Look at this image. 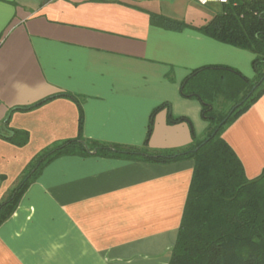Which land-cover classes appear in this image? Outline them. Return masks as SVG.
<instances>
[{"label":"crops","instance_id":"crops-1","mask_svg":"<svg viewBox=\"0 0 264 264\" xmlns=\"http://www.w3.org/2000/svg\"><path fill=\"white\" fill-rule=\"evenodd\" d=\"M0 0V133H29L19 146L0 136V200L42 149L79 133L152 149L187 146L208 127L198 98L181 85L204 66L251 78L255 54L195 27L218 0ZM150 13L195 27L167 29ZM10 116L8 125L4 123ZM14 135V131H13ZM12 137V136H9ZM248 178L264 169V94L223 133ZM191 158L154 162L64 154L51 160L0 225V264H169L194 169Z\"/></svg>","mask_w":264,"mask_h":264},{"label":"trees","instance_id":"trees-1","mask_svg":"<svg viewBox=\"0 0 264 264\" xmlns=\"http://www.w3.org/2000/svg\"><path fill=\"white\" fill-rule=\"evenodd\" d=\"M46 1V0H45ZM43 1V2H45ZM155 25L183 30L195 27L185 21L150 13ZM202 33L255 54L254 78H248L229 66H204L194 69L183 81L181 93L198 98L203 117L209 121L207 133L198 137L191 120L185 116L169 118L170 122L186 121L192 131L189 145L172 149H152L148 145L155 113L151 116L143 146L105 143L83 135L84 116L77 96L68 92L45 97L14 110H31L56 97H67L78 103L79 133L76 137L56 142L39 151L25 166L8 195L0 200V225L16 210L19 202L42 169L64 154L124 157L154 162H172L191 158L194 169L181 224L169 264H264V169L248 178L244 165L233 147L223 137L226 129L264 94V0H229L205 25L195 27ZM219 94L233 95L230 108L217 113L213 99ZM232 98V97H231ZM10 116L4 123L8 125ZM6 140L19 146L29 140V133L13 129ZM5 176L0 174V181Z\"/></svg>","mask_w":264,"mask_h":264},{"label":"rangeland","instance_id":"rangeland-1","mask_svg":"<svg viewBox=\"0 0 264 264\" xmlns=\"http://www.w3.org/2000/svg\"><path fill=\"white\" fill-rule=\"evenodd\" d=\"M254 76H255V74L251 78H254ZM234 100L235 99L233 98V95L219 94L218 97L213 99L217 113L219 114V113H222V112L228 110L230 108L231 104L234 102ZM205 121H207V124L209 125V121L206 119H205ZM206 133H207V129L202 134H199L198 137H204L206 135Z\"/></svg>","mask_w":264,"mask_h":264},{"label":"water","instance_id":"water-1","mask_svg":"<svg viewBox=\"0 0 264 264\" xmlns=\"http://www.w3.org/2000/svg\"><path fill=\"white\" fill-rule=\"evenodd\" d=\"M4 130L9 134V136H13V131H10L6 127H4Z\"/></svg>","mask_w":264,"mask_h":264},{"label":"built area","instance_id":"built-area-1","mask_svg":"<svg viewBox=\"0 0 264 264\" xmlns=\"http://www.w3.org/2000/svg\"><path fill=\"white\" fill-rule=\"evenodd\" d=\"M206 0H203V2H205ZM220 3H227L229 2V0H218Z\"/></svg>","mask_w":264,"mask_h":264}]
</instances>
